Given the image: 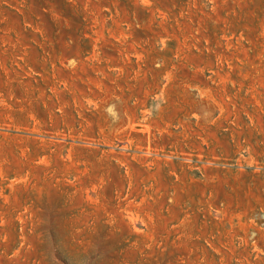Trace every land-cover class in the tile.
<instances>
[{"label":"rangeland","instance_id":"obj_1","mask_svg":"<svg viewBox=\"0 0 264 264\" xmlns=\"http://www.w3.org/2000/svg\"><path fill=\"white\" fill-rule=\"evenodd\" d=\"M0 264H264V0H0Z\"/></svg>","mask_w":264,"mask_h":264}]
</instances>
